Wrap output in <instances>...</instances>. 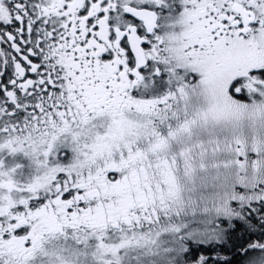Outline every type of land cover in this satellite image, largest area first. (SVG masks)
<instances>
[{
  "label": "snow or ice",
  "instance_id": "1",
  "mask_svg": "<svg viewBox=\"0 0 264 264\" xmlns=\"http://www.w3.org/2000/svg\"><path fill=\"white\" fill-rule=\"evenodd\" d=\"M0 264H264V0H0Z\"/></svg>",
  "mask_w": 264,
  "mask_h": 264
}]
</instances>
